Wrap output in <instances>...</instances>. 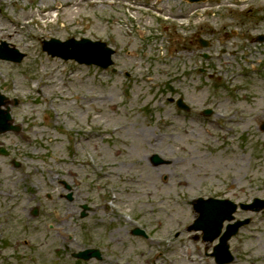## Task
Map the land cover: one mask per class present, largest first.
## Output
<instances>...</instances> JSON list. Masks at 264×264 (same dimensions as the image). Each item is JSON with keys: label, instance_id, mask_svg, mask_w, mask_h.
Segmentation results:
<instances>
[{"label": "rangeland", "instance_id": "1", "mask_svg": "<svg viewBox=\"0 0 264 264\" xmlns=\"http://www.w3.org/2000/svg\"><path fill=\"white\" fill-rule=\"evenodd\" d=\"M259 34L264 0H0V43L24 54L0 58V91L19 100L21 126L0 135L10 153L0 155V264H215L187 228L192 199L264 197ZM82 37L113 47L114 66L43 50ZM180 96L190 112L168 101ZM262 226L234 238L231 264H264ZM91 247L101 260L73 257Z\"/></svg>", "mask_w": 264, "mask_h": 264}, {"label": "water", "instance_id": "2", "mask_svg": "<svg viewBox=\"0 0 264 264\" xmlns=\"http://www.w3.org/2000/svg\"><path fill=\"white\" fill-rule=\"evenodd\" d=\"M264 40V37H261ZM44 49L51 53L53 56H60L64 59H76L80 63L87 64H98L103 67H108L112 64L111 55L114 51L107 47L105 43L93 42L88 39H82L80 41L75 39H69L62 42L58 39H52L45 41ZM0 57L6 59H12L20 61L23 57L22 54L15 56L7 52L6 45L0 48ZM7 104V98L0 93V133L14 129L12 126V118L10 115V108L3 110L2 106ZM153 161L158 164L161 160L154 156ZM209 200H200L199 204L196 205V210L199 211L200 217L196 221L194 228L203 229L206 233L211 232L208 235L210 238H214L220 232L222 227V221L231 218V212L234 207L227 202H219ZM222 211V217L219 216V212ZM89 251L81 252L78 257H84L89 259L91 256L87 255ZM93 256V255H92ZM97 256L100 257L97 252Z\"/></svg>", "mask_w": 264, "mask_h": 264}, {"label": "bare ground", "instance_id": "3", "mask_svg": "<svg viewBox=\"0 0 264 264\" xmlns=\"http://www.w3.org/2000/svg\"><path fill=\"white\" fill-rule=\"evenodd\" d=\"M26 20H27V18H18V19H14V20L9 18V17L7 18V22H10V23H14V22L18 23V22H21V21H22L21 23H23V21H26Z\"/></svg>", "mask_w": 264, "mask_h": 264}, {"label": "flooded vegetation", "instance_id": "4", "mask_svg": "<svg viewBox=\"0 0 264 264\" xmlns=\"http://www.w3.org/2000/svg\"><path fill=\"white\" fill-rule=\"evenodd\" d=\"M6 212H8V210ZM263 213H264V211H263ZM258 220H259V224H263L264 225V216L258 217Z\"/></svg>", "mask_w": 264, "mask_h": 264}]
</instances>
